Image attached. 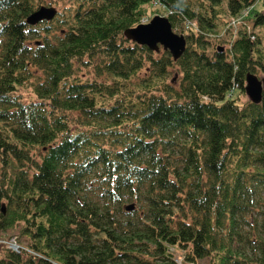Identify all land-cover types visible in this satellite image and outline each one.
<instances>
[{"label": "trees", "instance_id": "obj_1", "mask_svg": "<svg viewBox=\"0 0 264 264\" xmlns=\"http://www.w3.org/2000/svg\"><path fill=\"white\" fill-rule=\"evenodd\" d=\"M257 1L0 0V264H264ZM149 12L176 60L126 38Z\"/></svg>", "mask_w": 264, "mask_h": 264}, {"label": "water", "instance_id": "obj_2", "mask_svg": "<svg viewBox=\"0 0 264 264\" xmlns=\"http://www.w3.org/2000/svg\"><path fill=\"white\" fill-rule=\"evenodd\" d=\"M55 14L53 8L40 7L37 11L28 16L27 22L34 24L43 19H50ZM126 38L146 45L149 49L159 51L162 46L164 51H168L172 58L176 60L185 50V39L182 35L176 34L168 19L164 16L156 15L147 23H141L134 28H129L124 32ZM245 92L248 99L254 103L261 100L264 88V79L259 80L254 75H247ZM133 205L126 206L131 209Z\"/></svg>", "mask_w": 264, "mask_h": 264}, {"label": "rangeland", "instance_id": "obj_3", "mask_svg": "<svg viewBox=\"0 0 264 264\" xmlns=\"http://www.w3.org/2000/svg\"><path fill=\"white\" fill-rule=\"evenodd\" d=\"M65 1V0H64ZM59 2H63V0H59ZM255 8L256 9H258V10H261L262 8H264V0H258L257 1V3H256V6H255ZM157 15H160V16H164V15H162V14H157ZM156 16V15H155ZM154 16L152 15V12H149L148 14H147V17H146V19H144V20H142V23H147V22H149L150 21V19H152ZM178 28L174 31L175 33H177L178 32ZM179 34V33H178ZM260 35H261V37H262V40H263V42H264V29H261L260 30ZM212 41L214 42V38H212ZM164 50L163 49H161L159 52L161 53V52H163ZM144 70V69H143ZM141 71V74H140V76L141 77H143L144 76V71ZM258 75H259V77L261 76L259 73H258ZM179 77V75L177 76L176 74H175V72L173 71L172 73H171V75H169L168 76V78H167V82L168 83H172V81H171V79H174V78H178ZM243 98V99H242ZM245 101H248V97L246 96V92H243V93H240V95H239V103H245ZM18 233V230L17 229H15V230H11V231H9L8 233H7V235H11V234H17ZM21 240H22V243H26L24 240H23V238H21ZM11 242H14V239H11L10 241H7L6 243H7V247H9L10 248V243ZM173 252H174V254L175 255H177V256H181L182 255V252L180 251V250H176V251H174V250H172ZM198 264H207V260L205 259V260H201V261H198Z\"/></svg>", "mask_w": 264, "mask_h": 264}, {"label": "bare ground", "instance_id": "obj_4", "mask_svg": "<svg viewBox=\"0 0 264 264\" xmlns=\"http://www.w3.org/2000/svg\"><path fill=\"white\" fill-rule=\"evenodd\" d=\"M156 1V0H155ZM48 20V19H47ZM28 25V24H27ZM36 25V24H35ZM229 33V32H228ZM224 34V33H223ZM251 38H253V36L251 37ZM223 46V45H222ZM226 47H228V46H226ZM151 50V49H150ZM152 51V50H151ZM254 75V76H256L259 80H262V79H264V76L262 75V74H260L261 76L259 77V75H258V73L257 74H254V73H247V75ZM247 75H246V77H247ZM246 77H245V83H244V87L246 86V84H247V82H246ZM237 85L235 84L234 85V87H232V89L233 88H235ZM230 92V91H229ZM243 99V98H242ZM3 206V205H2ZM128 212V211H127ZM201 261V260H200Z\"/></svg>", "mask_w": 264, "mask_h": 264}, {"label": "built area", "instance_id": "obj_5", "mask_svg": "<svg viewBox=\"0 0 264 264\" xmlns=\"http://www.w3.org/2000/svg\"><path fill=\"white\" fill-rule=\"evenodd\" d=\"M17 245L14 243V242H11L10 243V248L14 249V250H17Z\"/></svg>", "mask_w": 264, "mask_h": 264}]
</instances>
